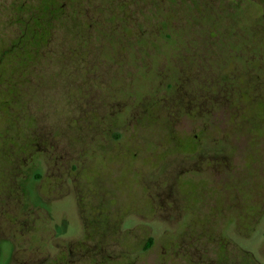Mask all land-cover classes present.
<instances>
[{
  "label": "rangeland",
  "instance_id": "obj_1",
  "mask_svg": "<svg viewBox=\"0 0 264 264\" xmlns=\"http://www.w3.org/2000/svg\"><path fill=\"white\" fill-rule=\"evenodd\" d=\"M69 5L0 62V264H264V0Z\"/></svg>",
  "mask_w": 264,
  "mask_h": 264
},
{
  "label": "trees",
  "instance_id": "obj_2",
  "mask_svg": "<svg viewBox=\"0 0 264 264\" xmlns=\"http://www.w3.org/2000/svg\"><path fill=\"white\" fill-rule=\"evenodd\" d=\"M69 2L70 0H13L12 21L19 30L11 45L2 52V57L0 55V62L8 55L11 65L16 68L13 70L15 72L25 60L34 61L42 47L50 43L56 25L65 24L70 13Z\"/></svg>",
  "mask_w": 264,
  "mask_h": 264
}]
</instances>
